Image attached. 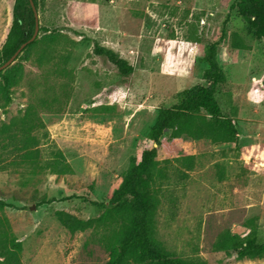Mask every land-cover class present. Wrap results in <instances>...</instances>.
<instances>
[{
	"label": "rangeland",
	"instance_id": "rangeland-1",
	"mask_svg": "<svg viewBox=\"0 0 264 264\" xmlns=\"http://www.w3.org/2000/svg\"><path fill=\"white\" fill-rule=\"evenodd\" d=\"M236 1L39 0L38 23L46 31L38 32L40 41L26 59L11 63L21 68V80L11 104L0 109V122L22 113L30 101L49 100V107L38 110L42 163L60 152L68 169L0 171V200L11 206L0 217L21 244L22 264L107 262L108 232L89 227L71 233L56 213L81 220L99 216L76 197L108 202L129 159L154 146L147 133L158 109L203 83L204 47L218 39L225 21L218 52L225 81L215 98L235 119L238 143L163 133L155 146L164 175L154 186V237L183 259L264 264V257L238 260L213 248L225 231L246 234L248 222L264 230V41L247 31L231 7ZM13 2L0 0V48ZM233 34L248 49L232 48ZM94 41L129 62L128 78L92 54Z\"/></svg>",
	"mask_w": 264,
	"mask_h": 264
},
{
	"label": "trees",
	"instance_id": "trees-1",
	"mask_svg": "<svg viewBox=\"0 0 264 264\" xmlns=\"http://www.w3.org/2000/svg\"><path fill=\"white\" fill-rule=\"evenodd\" d=\"M36 10L39 0H32ZM232 9L240 17L256 40L264 41V0H237ZM226 21L223 23L217 40L205 45L202 62V84L185 90L180 100L157 111L155 121L147 133L153 145H160L165 131L170 138L186 136L191 139H209L213 144L237 145L239 134L235 119L225 115L218 105L215 94L224 83V73L218 62V52L226 37ZM35 30L34 15L29 0H14L12 21L5 40L0 48V66L4 64L23 44L26 43L15 60L26 59L29 51L39 43V38L30 41ZM46 31L38 25L39 31ZM76 33V32H74ZM232 48L248 49L233 34ZM92 54L110 63L118 74L126 79L133 72L127 60L113 49L93 42ZM21 68L17 63L0 70V109L5 110L12 102L13 88L19 85ZM49 100L39 98L29 102L19 115L8 122H0V171L11 166L27 167L32 171H46L63 174L67 166L60 152L52 162L42 163L39 132L44 124L38 110L49 107ZM158 168L157 148L143 150L138 158L131 157L125 174L117 189L107 203L88 200L78 196L76 199L94 207L99 216L96 219L81 220L73 215L57 212L60 224L73 233L89 227L101 228L108 232L104 246L108 250L105 264H205L199 259H183L167 251L154 237V214L157 207L155 182L162 178ZM75 198V197H71ZM67 198V199H71ZM9 204L0 200V212ZM249 231L243 236L221 233L214 243V250L233 254L238 260L260 259L264 257V230L248 222ZM21 244L10 233L7 221L0 217V264H22Z\"/></svg>",
	"mask_w": 264,
	"mask_h": 264
},
{
	"label": "water",
	"instance_id": "water-1",
	"mask_svg": "<svg viewBox=\"0 0 264 264\" xmlns=\"http://www.w3.org/2000/svg\"><path fill=\"white\" fill-rule=\"evenodd\" d=\"M29 2H30V6H31V9H32L33 15H34V20H35V30H34V33H33L32 37L29 40V42H30V41H33L36 38L37 34H38V25H39V23H38V17H37L36 8L34 7V5L32 3V0H29ZM25 45H26V43H23L17 49V51L4 64H2L0 66V70H3L7 66H9L15 60V58L21 52V50L24 48ZM154 146H156V145H154Z\"/></svg>",
	"mask_w": 264,
	"mask_h": 264
},
{
	"label": "built area",
	"instance_id": "built-area-1",
	"mask_svg": "<svg viewBox=\"0 0 264 264\" xmlns=\"http://www.w3.org/2000/svg\"><path fill=\"white\" fill-rule=\"evenodd\" d=\"M255 91H257V89Z\"/></svg>",
	"mask_w": 264,
	"mask_h": 264
}]
</instances>
